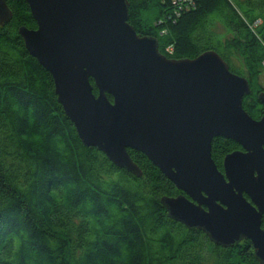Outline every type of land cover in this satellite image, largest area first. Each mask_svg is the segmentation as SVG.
Listing matches in <instances>:
<instances>
[{
  "label": "trees",
  "instance_id": "trees-1",
  "mask_svg": "<svg viewBox=\"0 0 264 264\" xmlns=\"http://www.w3.org/2000/svg\"><path fill=\"white\" fill-rule=\"evenodd\" d=\"M7 3L12 18L0 23V264H261L249 239L221 246L171 218L161 199L181 190L146 154L129 149L137 175L84 145L52 74L19 34L38 25L28 2ZM129 3V22L156 37L167 57L215 50L248 78L243 106L261 118L264 0H181V9L173 0ZM240 148L214 138L219 169Z\"/></svg>",
  "mask_w": 264,
  "mask_h": 264
},
{
  "label": "water",
  "instance_id": "water-1",
  "mask_svg": "<svg viewBox=\"0 0 264 264\" xmlns=\"http://www.w3.org/2000/svg\"><path fill=\"white\" fill-rule=\"evenodd\" d=\"M7 1L0 23L12 18ZM26 1L38 25L19 34L52 74L84 145L137 175L129 149L143 152L183 191L161 199L171 218L221 246L249 239L264 264V110L255 119L243 106L249 79L215 50L167 57L129 22V0ZM258 97L264 106V91ZM216 137L241 146L222 170L212 156Z\"/></svg>",
  "mask_w": 264,
  "mask_h": 264
},
{
  "label": "built area",
  "instance_id": "built-area-1",
  "mask_svg": "<svg viewBox=\"0 0 264 264\" xmlns=\"http://www.w3.org/2000/svg\"><path fill=\"white\" fill-rule=\"evenodd\" d=\"M173 3L178 5L180 7V9H181V5H180L181 4V0H173ZM258 23H259V21L256 22V24H258Z\"/></svg>",
  "mask_w": 264,
  "mask_h": 264
},
{
  "label": "rangeland",
  "instance_id": "rangeland-1",
  "mask_svg": "<svg viewBox=\"0 0 264 264\" xmlns=\"http://www.w3.org/2000/svg\"><path fill=\"white\" fill-rule=\"evenodd\" d=\"M216 30H217V31H222L223 29L220 28V26H218V27L216 28ZM235 61L239 62V60H235Z\"/></svg>",
  "mask_w": 264,
  "mask_h": 264
},
{
  "label": "flooded vegetation",
  "instance_id": "flooded-vegetation-1",
  "mask_svg": "<svg viewBox=\"0 0 264 264\" xmlns=\"http://www.w3.org/2000/svg\"><path fill=\"white\" fill-rule=\"evenodd\" d=\"M181 194H183V191H181Z\"/></svg>",
  "mask_w": 264,
  "mask_h": 264
}]
</instances>
